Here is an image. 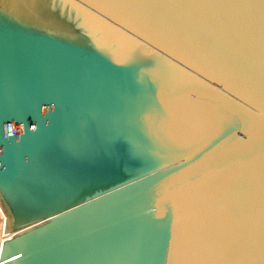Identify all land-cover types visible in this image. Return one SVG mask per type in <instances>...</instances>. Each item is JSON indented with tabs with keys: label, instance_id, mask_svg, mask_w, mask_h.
Wrapping results in <instances>:
<instances>
[{
	"label": "water",
	"instance_id": "95a60500",
	"mask_svg": "<svg viewBox=\"0 0 264 264\" xmlns=\"http://www.w3.org/2000/svg\"><path fill=\"white\" fill-rule=\"evenodd\" d=\"M0 264H264V0H0Z\"/></svg>",
	"mask_w": 264,
	"mask_h": 264
},
{
	"label": "rangeland",
	"instance_id": "374dc122",
	"mask_svg": "<svg viewBox=\"0 0 264 264\" xmlns=\"http://www.w3.org/2000/svg\"><path fill=\"white\" fill-rule=\"evenodd\" d=\"M5 213L3 212L2 208L0 207V245H1V240L3 238L2 233H8L10 235V233H12L14 230H9L7 232H5V227H4V220H5Z\"/></svg>",
	"mask_w": 264,
	"mask_h": 264
},
{
	"label": "built area",
	"instance_id": "2783aa9c",
	"mask_svg": "<svg viewBox=\"0 0 264 264\" xmlns=\"http://www.w3.org/2000/svg\"><path fill=\"white\" fill-rule=\"evenodd\" d=\"M2 236H3V238H2V240H1V242L4 240V239H6L7 237H9V234L8 233H2Z\"/></svg>",
	"mask_w": 264,
	"mask_h": 264
}]
</instances>
